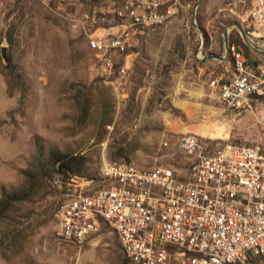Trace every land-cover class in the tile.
Returning a JSON list of instances; mask_svg holds the SVG:
<instances>
[{
    "label": "rangeland",
    "instance_id": "374dc122",
    "mask_svg": "<svg viewBox=\"0 0 264 264\" xmlns=\"http://www.w3.org/2000/svg\"><path fill=\"white\" fill-rule=\"evenodd\" d=\"M236 2L180 0L169 23L134 36L128 73L103 78L78 21L95 12L108 26L113 0H0V203L16 192L26 198L0 218V264H125L105 225L81 247L57 239L54 213L65 197L47 171L52 151L85 158L79 179L94 180L80 182L89 192L104 187L106 162L182 172L184 134L209 148L264 145L254 115L227 110L208 86L233 67L229 56L203 59L225 54V31L252 69L264 67V38L256 32L247 43L235 26L246 32L252 0Z\"/></svg>",
    "mask_w": 264,
    "mask_h": 264
},
{
    "label": "built area",
    "instance_id": "2783aa9c",
    "mask_svg": "<svg viewBox=\"0 0 264 264\" xmlns=\"http://www.w3.org/2000/svg\"><path fill=\"white\" fill-rule=\"evenodd\" d=\"M89 2L92 0H79ZM111 24L95 12L78 21L103 78L124 77L129 47L143 30L169 23L180 0H113ZM249 38H264V0H252L244 15ZM233 62L208 81L227 110L249 112L264 130V67L252 69L242 48L229 41ZM177 147L187 163L152 169L106 162L104 187L85 191L83 180L59 177L64 193L54 213L57 239L75 246L89 243L107 226L129 264H244L264 259V145L235 142L209 148L196 134H184Z\"/></svg>",
    "mask_w": 264,
    "mask_h": 264
},
{
    "label": "trees",
    "instance_id": "16d2710c",
    "mask_svg": "<svg viewBox=\"0 0 264 264\" xmlns=\"http://www.w3.org/2000/svg\"><path fill=\"white\" fill-rule=\"evenodd\" d=\"M92 1H95V0H92ZM230 42H233V41L230 40ZM47 164L49 166V170H47L49 171V173L57 175L61 180L66 181L67 179H70L72 176L82 177L83 174H81V171L86 164V160L81 155L64 154L59 151H52L50 152L49 157L47 159ZM25 199L26 198H24L23 196H20L19 193L16 192V193L11 194L10 196L5 197L3 201L1 200L2 202L0 203V218L4 217L3 215L10 207V204L17 202V201H23ZM123 258H124L123 259L124 263L129 264L124 254H123ZM257 259H262V258L252 257V258H249L245 263L251 262Z\"/></svg>",
    "mask_w": 264,
    "mask_h": 264
},
{
    "label": "water",
    "instance_id": "95a60500",
    "mask_svg": "<svg viewBox=\"0 0 264 264\" xmlns=\"http://www.w3.org/2000/svg\"><path fill=\"white\" fill-rule=\"evenodd\" d=\"M235 26L238 28L242 38L244 39L245 42L247 43H252L251 39L248 37V35L246 34V32L244 31V29L242 28V26L238 23H235ZM224 42H225V54L223 56H216L214 54H208V55H205L203 59H211V58H217L219 60H222L224 58H227V46L229 44V40H228V35H227V32L225 31L224 32ZM1 56L4 58L5 62H7V58H6V55H5V48L3 47L1 49Z\"/></svg>",
    "mask_w": 264,
    "mask_h": 264
},
{
    "label": "crops",
    "instance_id": "0c3cea01",
    "mask_svg": "<svg viewBox=\"0 0 264 264\" xmlns=\"http://www.w3.org/2000/svg\"><path fill=\"white\" fill-rule=\"evenodd\" d=\"M236 1H241V0H233V4L237 5Z\"/></svg>",
    "mask_w": 264,
    "mask_h": 264
}]
</instances>
